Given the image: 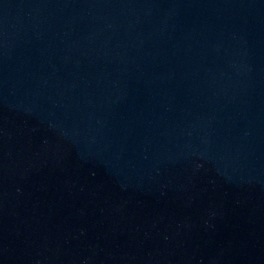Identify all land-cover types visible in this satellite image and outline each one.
<instances>
[{
    "label": "water",
    "instance_id": "water-1",
    "mask_svg": "<svg viewBox=\"0 0 264 264\" xmlns=\"http://www.w3.org/2000/svg\"><path fill=\"white\" fill-rule=\"evenodd\" d=\"M0 264H264V0H0Z\"/></svg>",
    "mask_w": 264,
    "mask_h": 264
}]
</instances>
